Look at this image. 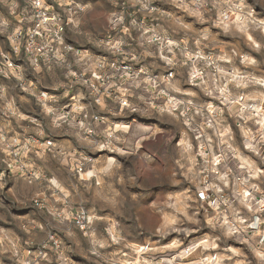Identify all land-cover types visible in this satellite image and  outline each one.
I'll return each instance as SVG.
<instances>
[{"label": "clouds", "instance_id": "obj_1", "mask_svg": "<svg viewBox=\"0 0 264 264\" xmlns=\"http://www.w3.org/2000/svg\"><path fill=\"white\" fill-rule=\"evenodd\" d=\"M0 264H264V0H0Z\"/></svg>", "mask_w": 264, "mask_h": 264}]
</instances>
